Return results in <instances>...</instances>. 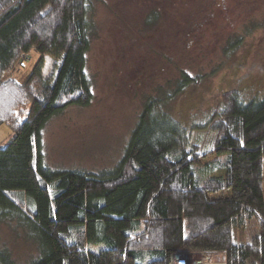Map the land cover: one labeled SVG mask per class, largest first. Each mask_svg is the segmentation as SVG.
Returning <instances> with one entry per match:
<instances>
[{"label": "trees", "instance_id": "obj_1", "mask_svg": "<svg viewBox=\"0 0 264 264\" xmlns=\"http://www.w3.org/2000/svg\"><path fill=\"white\" fill-rule=\"evenodd\" d=\"M91 10L92 0H0V125L15 132L0 147V224L35 245L23 263L0 241V264H170L183 252L207 264H264V97L226 91L211 117L214 148L202 153L164 109L197 81L183 71L169 94L145 100L114 167L45 163L47 123L93 99ZM32 51L40 58L25 81L5 80ZM47 57L54 63L44 76ZM252 221L258 232L236 243L234 229Z\"/></svg>", "mask_w": 264, "mask_h": 264}, {"label": "rangeland", "instance_id": "obj_2", "mask_svg": "<svg viewBox=\"0 0 264 264\" xmlns=\"http://www.w3.org/2000/svg\"><path fill=\"white\" fill-rule=\"evenodd\" d=\"M91 11L87 72L93 99L88 106L68 107L44 128L45 163L52 169L96 173L114 167L145 100L169 94L183 71L197 81L164 109L187 127L202 153L214 148L211 117L226 91L237 89L246 99L264 97V0H92ZM235 39L240 45L227 50ZM39 58L32 51L4 79L25 81ZM45 63L48 76L54 60L47 57ZM14 136L12 128L0 125V147ZM17 229L0 224V241L24 263L35 245ZM257 232L252 221L234 229V241L247 243Z\"/></svg>", "mask_w": 264, "mask_h": 264}, {"label": "built area", "instance_id": "obj_3", "mask_svg": "<svg viewBox=\"0 0 264 264\" xmlns=\"http://www.w3.org/2000/svg\"><path fill=\"white\" fill-rule=\"evenodd\" d=\"M170 264H207L206 258L199 253H175Z\"/></svg>", "mask_w": 264, "mask_h": 264}]
</instances>
